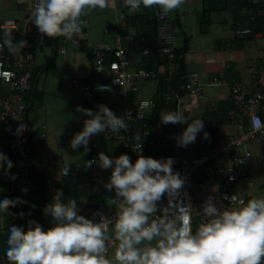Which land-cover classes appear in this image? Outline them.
Returning a JSON list of instances; mask_svg holds the SVG:
<instances>
[{
  "label": "clouds",
  "instance_id": "1",
  "mask_svg": "<svg viewBox=\"0 0 264 264\" xmlns=\"http://www.w3.org/2000/svg\"><path fill=\"white\" fill-rule=\"evenodd\" d=\"M184 3L185 0H124V6L132 11L139 10L141 5L173 11ZM110 4L111 0H35L31 22L50 39L63 37L70 41L81 32V17L85 12L103 10ZM3 46L15 54L27 46V41L14 43L6 32ZM101 88L108 90L106 86ZM97 107L96 112L76 108L89 117L70 141L73 151L83 146L82 155L89 151L93 136L128 130V113L117 116L104 104ZM160 120L164 125L187 124L182 134L174 137L179 147L194 143L204 128L203 120L189 122L178 111H163ZM253 125L257 129L261 127L258 117ZM26 129L27 125L21 122L16 134ZM203 138L208 139L209 134L204 132ZM174 162L172 158L138 155L133 163L127 154L112 158L99 153V167L112 169L104 187L115 193L110 200L116 208L115 221L100 212L91 219L78 214L76 200L62 202L63 192L57 189L52 202L43 210L46 217H51L52 226L45 229L32 219L28 220L27 229L12 225L5 249L7 261L9 264H264V197L240 200L238 206L221 210L215 198L209 196L201 208L203 219L194 229L193 215L185 202L187 178L174 171ZM94 163L97 161H86L85 167L90 168ZM12 167L13 162L0 152V172L15 180L9 171ZM68 172L66 167L63 174ZM22 191L26 193L27 189ZM165 198L167 205L162 207ZM22 203L20 198H4L0 200V212H8L10 207ZM110 226L118 241L114 260L108 255L106 233Z\"/></svg>",
  "mask_w": 264,
  "mask_h": 264
},
{
  "label": "crops",
  "instance_id": "2",
  "mask_svg": "<svg viewBox=\"0 0 264 264\" xmlns=\"http://www.w3.org/2000/svg\"><path fill=\"white\" fill-rule=\"evenodd\" d=\"M214 4L216 9L210 11L207 22L200 21L201 11L205 7L203 0H185L179 9L169 11V19L176 38V48H186L182 54L184 72L197 71L203 81L209 79L213 73L222 74L226 81L218 87H207L206 94L209 98L214 97L216 103H225L229 97L230 77L238 78L247 92L257 90L248 68L255 65L264 70V24L251 27L253 22L249 18L246 19V11L237 0H216ZM134 12L136 11L129 8L126 10L127 16ZM25 14L26 7L17 4L15 0H0V22L6 18L20 20ZM118 15L117 10L111 6L103 10L85 12L81 17L83 27L80 32L85 36L81 37L80 47H76L72 40L63 37L52 39L46 37L32 49L34 53L32 88L24 97L28 106L23 116L28 124L31 138V172L45 200V205L36 221L45 229L52 225L51 217H46L43 210L52 202L57 189L63 192L62 202L67 203L69 199L76 200L80 209L78 214L83 211L88 214L99 201L108 203L109 196L115 194L114 191L110 192L104 187L109 182L111 171L100 168L98 163L86 168L85 163L91 160L92 152L102 151L114 157L115 149L121 142L120 138L111 136L110 139H105L104 133L93 136L89 141V151L82 155L83 146L73 151L70 141L74 135L67 132V130H82L84 120L89 118L78 112L77 106L96 112L97 106L104 104L117 115L126 104V100L116 93L104 91L90 97L86 96L73 82V79L86 82L94 80L88 43L101 40L111 42L116 32L121 33L123 45L132 56L134 66L154 68L159 72L157 77L141 83V89L147 97L156 96L161 89L169 86L166 83L169 81L166 80V75L168 77L171 75L173 78L176 73L177 67L174 62L163 56L159 49H153L148 44V24L139 19H136L135 24H131L127 19L126 25L121 27ZM84 19H87V22H84ZM241 26H249L251 31L237 33L236 29ZM8 30L10 29L0 27V31ZM128 33L133 35L132 39L128 38ZM224 63H229L230 67L225 69ZM180 82V79L175 84L171 82L170 88L179 92L183 100L188 101L190 97L179 89ZM7 92L8 86L0 81V93ZM206 105L207 101L199 102L193 107L190 116L179 108H175V112H180L190 122L191 118L205 117ZM178 125L182 127L183 124ZM215 127L216 136L237 131L234 124L226 121L220 122ZM200 134L204 136L203 131ZM0 152L13 162V167L9 170L13 176L16 174V164L5 141L0 142ZM253 153H258L259 156L252 158L251 162L254 163V160L259 162L264 154V148L263 151L256 150ZM64 165H69L74 174L64 175L62 173ZM13 181L9 175L0 172V200L17 194L15 188H12ZM260 184L262 187L264 182ZM242 186L251 198L264 197V189L256 188L252 181L249 180ZM9 210L0 212V252L5 251L7 247ZM111 258L114 260V257Z\"/></svg>",
  "mask_w": 264,
  "mask_h": 264
},
{
  "label": "built area",
  "instance_id": "3",
  "mask_svg": "<svg viewBox=\"0 0 264 264\" xmlns=\"http://www.w3.org/2000/svg\"><path fill=\"white\" fill-rule=\"evenodd\" d=\"M15 2L26 7V14L20 20L3 19L0 22V27L19 32L17 42L27 41V46L22 48L21 52L14 54L7 48L5 49L0 41V81L8 86L7 93H0V142H6L8 150L14 157L16 174L13 176L16 179L13 181L12 188L16 190V198H20L24 203L18 204L10 210L8 234L12 225L27 229L28 220L36 221L45 205L43 195L31 172L32 145L29 127L23 113L28 106L24 99L25 94L32 88L34 64L32 49L35 44L43 42L47 36L41 34L31 22L35 0H15ZM110 6L117 10L120 26L124 27L127 23L126 10L128 9L124 6V0H111ZM154 7L158 20L157 38L160 53L173 61L176 38L170 23L169 11H165L159 6ZM245 11L250 21H255L258 18L264 20V1H249ZM83 21L87 22V19ZM250 31L249 26H241L236 29L237 33H249ZM83 36L79 33L72 38L76 47L81 46V37ZM127 36L129 39L133 38L130 33ZM122 38V34L116 32L111 42L106 40L96 43L89 42L91 73L94 80L86 82L73 79V82L86 96L90 97L106 91L116 93L126 100L121 113L117 116H125V113H128L126 117L128 130L104 133L106 136H114L121 140L115 149V156L112 158L127 154L133 163L138 155L154 159L172 158L175 161L174 171L187 178L185 190L188 193V198L185 202L191 209L194 229L203 219L201 208L209 196L215 198V203L221 210L236 207L240 200L246 202L248 199H252L249 193L238 192L236 184L238 180L248 176L251 159L259 156L258 153H253L251 144L258 143L264 138V70L255 65L248 68L251 78L257 86V90L254 92L245 91L241 81L236 77H230L228 80V99L232 105L224 111V114L226 123L234 124L237 127L236 132L218 134L216 137L208 139H204L202 134L198 133L194 143L187 147H179L174 137L182 134L185 128L178 124L176 126L162 124L161 110L173 103L175 108L186 111L190 116L195 105L201 101H207L206 113L209 117L204 122V128L215 127L220 122H217L212 115L219 113L220 109L218 103L214 101V97H207L206 88L218 87L226 80L222 74L213 73L209 79L203 81L197 71L188 70L184 72L179 84V89L190 97L188 101L183 100L179 92L170 88L171 75L169 77L166 75V80H169L166 83L169 86L161 89L156 96L147 97L141 89V83L157 77L159 72L154 68L134 66L133 58L123 45ZM109 53L111 60L107 62ZM223 67L228 69L230 64L224 63ZM101 86H106L108 90H102ZM257 117L261 121L259 129L253 125V121ZM21 122L27 125V129L17 135L16 130ZM79 131L81 130H67L72 135ZM237 148L239 151L235 150ZM101 152H92L91 160H96L98 163V154ZM66 167L69 168L68 174H74L69 165L63 166L62 173ZM109 170L112 171V169ZM189 181L193 183L190 188ZM22 189H27V192L25 193ZM114 197L115 194L109 196V204L99 201L89 218H93L94 213L100 212L114 222L116 208L111 205L110 201ZM166 205L167 199L165 198L161 202V206ZM21 212L25 214L23 217L19 215ZM80 215L83 213L81 212ZM96 220H99V216H96ZM110 227L106 233L109 240L108 255L114 257L118 241L115 240ZM0 264H9L5 251L0 252Z\"/></svg>",
  "mask_w": 264,
  "mask_h": 264
},
{
  "label": "trees",
  "instance_id": "4",
  "mask_svg": "<svg viewBox=\"0 0 264 264\" xmlns=\"http://www.w3.org/2000/svg\"><path fill=\"white\" fill-rule=\"evenodd\" d=\"M215 1L216 0H203L205 7L201 11L200 21H206V22L209 21L210 11L216 9V6L214 4ZM237 2H239V5L245 9L249 0H237ZM245 13H246L245 14L246 19L248 20L247 12H245ZM127 19L129 20V23H131V24H135L138 19L141 20L143 23L148 24V26H149V33H148L149 37L147 38L148 44H150L153 49H156V48L159 49L160 45H159V41L157 38L158 20H157L156 15H155V7L154 6L151 8H144L143 5H141L140 9L137 10L136 12L128 15ZM252 22L253 23H251V27L260 26L261 24H264V20L262 18H258ZM5 33L6 32H4V31H0V41H2V43H3ZM7 33L11 34V37H12L14 43H16L18 41L19 32L10 29L7 31ZM4 48L6 49L7 47L4 46ZM185 49H186L185 47L174 49L175 50V57L173 58V62H174V65L177 67V70H175L176 73L174 74V76L172 78L173 84L178 82L179 79L182 81V77L184 74V70H183L184 59L182 57V54H183ZM110 60H111V54L107 57V62H109ZM218 105H219V108L221 111L219 113H216L215 115H212V117L215 118L217 122L226 121L224 111L232 105V102L228 99V101H226L225 103H218ZM161 111L162 112L163 111L175 112V106H174V104H171L169 107H166L164 110L162 109ZM208 117H209V115L206 113L205 117L204 116L203 117H195V118H191V120L192 119H201L204 122L208 119ZM171 125H173V124H171ZM204 132H207L209 134V137L214 138L216 136V127L203 128V133ZM40 191H41V193H43L42 190H40ZM15 198H16V196L12 195L11 199H15ZM13 208L14 207H10L9 209L12 210ZM95 209H96V206L93 207V210H90L88 212V214H86V212L83 211V215L86 218H89L91 216L92 212L95 211Z\"/></svg>",
  "mask_w": 264,
  "mask_h": 264
},
{
  "label": "rangeland",
  "instance_id": "5",
  "mask_svg": "<svg viewBox=\"0 0 264 264\" xmlns=\"http://www.w3.org/2000/svg\"><path fill=\"white\" fill-rule=\"evenodd\" d=\"M206 93H207V89H206ZM182 127H187L186 123L183 124ZM263 148H264V138H262L261 141L258 143L251 144V149L254 152H256V150L263 151ZM235 150L239 151L238 148ZM250 169H251L250 173H249L250 176L248 175L249 176L248 178L246 176V177L238 180V182L236 184V190L238 192L247 193L242 185H243V183H248L249 180L253 182V185L256 188H258V189L263 188L264 189V184L262 187L260 184V182H264V154H262L261 161L257 162L256 160H254V163H253V161L250 163ZM191 185H193V183H192V181H189V183H188L189 188Z\"/></svg>",
  "mask_w": 264,
  "mask_h": 264
}]
</instances>
